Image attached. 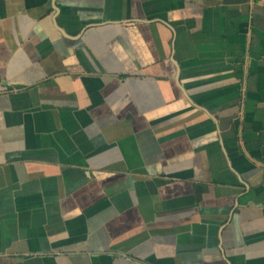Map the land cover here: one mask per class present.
<instances>
[{
  "label": "crops",
  "instance_id": "0c3cea01",
  "mask_svg": "<svg viewBox=\"0 0 264 264\" xmlns=\"http://www.w3.org/2000/svg\"><path fill=\"white\" fill-rule=\"evenodd\" d=\"M0 264H264V0H0Z\"/></svg>",
  "mask_w": 264,
  "mask_h": 264
}]
</instances>
